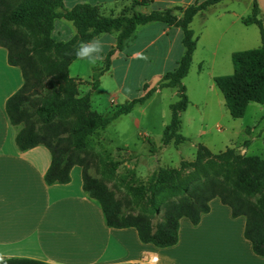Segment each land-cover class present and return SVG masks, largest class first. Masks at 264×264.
Wrapping results in <instances>:
<instances>
[{
    "label": "trees",
    "instance_id": "16d2710c",
    "mask_svg": "<svg viewBox=\"0 0 264 264\" xmlns=\"http://www.w3.org/2000/svg\"><path fill=\"white\" fill-rule=\"evenodd\" d=\"M220 1L205 0L177 8L179 15L173 8L138 11L135 6L148 4V0H133L131 13L125 7L117 15H106L99 5L88 2L68 9L65 0H0V46L8 49L9 63L19 66L24 77L23 85L7 100L6 110L10 123L17 128L15 142L19 150L40 144L50 149L52 162L45 173L48 184L70 182L73 166H82L84 190L100 203L109 226L135 227L142 242L172 246L179 239L181 218L188 217L198 224L210 211V201L218 197L231 207L234 217H246L244 234L252 242L254 252L264 256V155L241 154L233 147L212 154L199 144L197 160L191 165L195 174L200 171L203 176L185 183L178 168L162 167L155 171L149 179L153 193L150 212L118 198L104 177L90 171L94 153L88 147L89 137L144 104L159 89L177 88L178 92V100L171 104V121L164 130V144L173 141L179 145L188 140L181 133V115L190 104L183 79L190 71L197 45L191 23L196 14ZM260 14L258 1L253 0L252 15L243 18V22L259 27L261 44L233 52L234 72L214 78L235 119L245 115L251 102L264 105V18ZM61 18L71 21L77 29V34L68 41L56 40L51 35L56 19ZM154 21L183 30L185 52L176 68L167 71L157 86L149 89L145 83L142 96L115 105L108 114L90 110L77 114V123L66 119L63 114L75 107H91L90 91L81 94L77 78L70 74V65L77 59L74 49L78 42L102 33L117 34V44L105 57V66L94 73L92 88L95 89L99 75L111 66L115 51L126 47L140 25ZM30 32L36 36L31 37ZM52 79L62 83L56 86ZM205 156L213 157L209 164L202 162ZM210 165L215 170L206 172ZM159 196L161 200H157ZM0 264L47 263L30 258H5Z\"/></svg>",
    "mask_w": 264,
    "mask_h": 264
},
{
    "label": "crops",
    "instance_id": "0c3cea01",
    "mask_svg": "<svg viewBox=\"0 0 264 264\" xmlns=\"http://www.w3.org/2000/svg\"><path fill=\"white\" fill-rule=\"evenodd\" d=\"M203 1L148 0V4L136 5L135 10L139 6H145V9L138 10L142 12L165 8L177 10ZM228 1L231 0H222L200 11L191 23L197 39L192 63L200 48L206 55L203 54L199 59L200 68L202 64L214 65L221 57L222 48H225L224 57L232 58L235 50L230 48L231 44L245 43L248 38L246 34L238 36L233 27L239 21L245 24L243 18L250 15L235 7L230 8ZM257 1L261 9L260 17L264 18V0ZM83 2L99 5L102 11L108 8L110 14L117 15L123 8L132 7L133 0H65V6L71 9ZM249 7L252 11L253 0H250ZM177 13L181 15L179 10ZM210 13L215 14L211 21ZM227 14L234 17L230 24H214ZM196 21L201 25L198 31L194 28ZM149 29L158 31L153 37H147L142 49L129 53L126 48L129 49L128 46L138 39L139 31ZM217 30L220 33L214 37L213 33ZM54 33L61 37L57 40L68 41L77 34V29L61 18L55 21ZM102 34L106 46L99 60H105L107 53L117 44L115 32ZM211 36L213 40L210 41ZM164 37L167 38L169 52L176 42H180L177 65L185 52L183 30L160 21L140 25L126 47L116 50L113 56L141 58L146 50L156 46ZM79 61L75 59L72 62L70 74L89 81L86 90L91 93L93 105L98 91L106 95L111 107L131 101L127 99L120 102V95L131 97L124 91L125 85H120L115 78L113 65L99 75L98 86L93 89L90 81L93 80L94 70L88 76L89 80L80 71L76 75L72 74L73 67ZM209 74L215 83L217 75L213 71ZM23 83L21 68L9 63L8 49L0 46V260L30 258L47 264H264V256L254 252L252 242L244 234L246 217H234L231 207L218 197L210 201V211L202 216L198 224H193L188 217L181 218L176 244L158 247L153 243L142 242L135 227L115 228L107 224L100 203L84 190L82 166H73L70 182L48 184L45 173L52 162L50 149L40 144L24 151L19 150L15 142L17 128L10 123L6 110L7 100ZM155 93H162V89ZM175 93L178 95L177 90ZM187 93L189 96L188 88ZM187 110L182 112L181 117ZM153 256H157L158 260L153 262Z\"/></svg>",
    "mask_w": 264,
    "mask_h": 264
},
{
    "label": "rangeland",
    "instance_id": "374dc122",
    "mask_svg": "<svg viewBox=\"0 0 264 264\" xmlns=\"http://www.w3.org/2000/svg\"><path fill=\"white\" fill-rule=\"evenodd\" d=\"M227 4L230 8L235 7L238 11H246L247 15H252L250 0L241 2L231 0ZM126 8L130 9L129 6ZM142 9H145V6H139L138 10ZM102 12L106 15L110 14L108 8ZM129 12L131 13L130 10ZM214 17L215 14L210 13V21ZM232 19L234 17L227 14L214 24L227 26L226 24H230ZM65 21L74 26L71 21L66 19ZM194 28L196 31L201 28L198 21L194 23ZM233 29L238 36L246 34L248 38L245 43H230L231 49L246 50L261 44L260 29L256 24L245 25L239 21L234 24ZM157 31L156 29L139 31L138 39L129 44V49L126 50L131 53L133 50L142 49L147 37H153ZM219 33L218 30L213 33L214 37ZM229 34L232 36V33ZM51 35L56 40L61 38L54 33V29ZM30 36L34 38L36 34L30 32ZM212 36L209 38L210 41L213 40ZM166 39V37L160 39L156 46L146 50L138 59H130L125 55L111 56L115 78L120 85H125L124 91L131 97L120 95V102L142 96L145 93V83L149 84V89L157 86L164 75L163 72L176 68L180 42H176L169 52ZM224 49H221V57L214 65L202 64L200 68L199 59L203 54L205 55L200 48L190 72L184 78L183 83L188 88L190 104L187 112L181 117V133L188 138L187 141L179 145L173 141L168 145L163 142L165 127L171 121V104L178 100V95L175 93L177 88H163L162 93H154L144 104L137 105L130 114L120 116L105 129L98 130L89 137L88 147L94 153L90 171L93 175L104 177L117 193L118 198L132 201L136 209L150 212L152 209L150 198L153 197V193L149 179L155 171L162 167L178 168L181 170V180L185 183L195 177L203 176L200 171L195 174V167L191 165L197 160L199 144L205 145L212 154L233 147L241 154L264 155V119H262L264 105L251 102L242 118H233L226 107L223 93L210 77V71L216 75H228L234 72L233 60L224 57L226 56ZM104 66L105 60L98 59L95 63L80 60L73 67L72 74L76 75V72L80 71L86 76L85 79L89 80L88 76L92 70L98 73ZM52 80L56 86L62 83L56 79ZM76 80L81 94H86L88 92L86 83L89 81L80 78ZM90 83L92 85L93 80ZM96 95L95 105L91 102V107L87 109L75 107L65 112L63 116L77 123V114L80 112L96 110L108 114L114 106L111 107L107 103V97L101 91ZM212 159V156H205L202 162L209 164ZM117 162H120L119 165L114 167ZM213 168L211 165L208 166L206 172L214 171ZM161 199L162 196L157 198V200Z\"/></svg>",
    "mask_w": 264,
    "mask_h": 264
},
{
    "label": "clouds",
    "instance_id": "9594fccd",
    "mask_svg": "<svg viewBox=\"0 0 264 264\" xmlns=\"http://www.w3.org/2000/svg\"><path fill=\"white\" fill-rule=\"evenodd\" d=\"M105 46L106 43L103 39V34H99L87 41H79L74 49V54L77 59L95 63V61L102 57Z\"/></svg>",
    "mask_w": 264,
    "mask_h": 264
},
{
    "label": "built area",
    "instance_id": "2783aa9c",
    "mask_svg": "<svg viewBox=\"0 0 264 264\" xmlns=\"http://www.w3.org/2000/svg\"><path fill=\"white\" fill-rule=\"evenodd\" d=\"M151 260L154 262V261H157L158 260V257L157 256H153L152 258H151Z\"/></svg>",
    "mask_w": 264,
    "mask_h": 264
}]
</instances>
